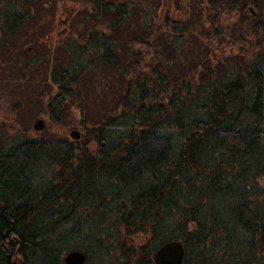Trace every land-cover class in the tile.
<instances>
[{
  "label": "trees",
  "instance_id": "obj_1",
  "mask_svg": "<svg viewBox=\"0 0 264 264\" xmlns=\"http://www.w3.org/2000/svg\"><path fill=\"white\" fill-rule=\"evenodd\" d=\"M39 1L0 0V43ZM63 11L69 65L49 74L52 118L94 80L115 86L117 103L79 139H0V264H67L74 249L86 264H156L171 239L183 264H264V0H70ZM51 39L14 52L17 65L48 57Z\"/></svg>",
  "mask_w": 264,
  "mask_h": 264
},
{
  "label": "rangeland",
  "instance_id": "obj_2",
  "mask_svg": "<svg viewBox=\"0 0 264 264\" xmlns=\"http://www.w3.org/2000/svg\"><path fill=\"white\" fill-rule=\"evenodd\" d=\"M70 0H40L33 6V14L26 24L25 30L13 33L6 44L0 43V139L1 143L12 144L22 136L51 140H72L71 130L77 128L83 134V126L99 125L116 106L117 90L115 86L95 88L96 80L90 83L89 89L83 88V101L64 103L59 120L52 118L48 104L57 94L58 89L50 80L53 65L67 66L68 53L60 42L63 27L61 17L65 16L64 5ZM75 18L74 22H79ZM72 29H76L72 25ZM52 37V52L46 57L36 58L34 65L24 69L17 65L21 47L33 45L35 41ZM169 50V49H168ZM169 56L177 52L167 51ZM186 53H184L185 55ZM91 97H89L90 95ZM88 95L89 99L85 96ZM43 118L45 126L37 130L34 124ZM86 121H83V120ZM47 163L39 164L37 172L45 177ZM39 177V178H40ZM98 262V260H96ZM87 264H94L88 262Z\"/></svg>",
  "mask_w": 264,
  "mask_h": 264
},
{
  "label": "water",
  "instance_id": "obj_3",
  "mask_svg": "<svg viewBox=\"0 0 264 264\" xmlns=\"http://www.w3.org/2000/svg\"><path fill=\"white\" fill-rule=\"evenodd\" d=\"M250 9L254 14L257 13V10L253 6H250ZM44 126L45 120L43 118L37 119L34 124L37 130H42ZM71 135L73 138L79 139L81 137V131L77 128H73L71 130ZM185 257L186 247L180 239H171L164 242L158 247L154 254L156 264H183ZM64 259L67 264H85L87 261V254L80 249H74L66 253Z\"/></svg>",
  "mask_w": 264,
  "mask_h": 264
},
{
  "label": "flooded vegetation",
  "instance_id": "obj_4",
  "mask_svg": "<svg viewBox=\"0 0 264 264\" xmlns=\"http://www.w3.org/2000/svg\"><path fill=\"white\" fill-rule=\"evenodd\" d=\"M31 49H32V47H31Z\"/></svg>",
  "mask_w": 264,
  "mask_h": 264
}]
</instances>
